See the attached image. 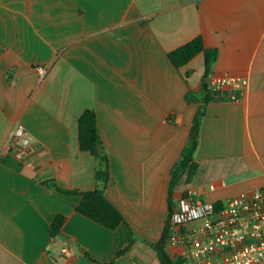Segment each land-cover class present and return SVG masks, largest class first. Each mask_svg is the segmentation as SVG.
<instances>
[{"label": "crops", "instance_id": "0c3cea01", "mask_svg": "<svg viewBox=\"0 0 264 264\" xmlns=\"http://www.w3.org/2000/svg\"><path fill=\"white\" fill-rule=\"evenodd\" d=\"M198 36L219 51L212 74L246 84L239 101L203 108L198 171L175 198L220 202L264 188V0H0V264H161L152 246L166 222L151 232L148 191L168 202L201 105L186 95L205 74L202 53L180 69L168 54ZM88 109L110 160L105 193L127 221L115 230L78 214L80 197L42 185L101 187L97 158L79 147Z\"/></svg>", "mask_w": 264, "mask_h": 264}, {"label": "built area", "instance_id": "2783aa9c", "mask_svg": "<svg viewBox=\"0 0 264 264\" xmlns=\"http://www.w3.org/2000/svg\"><path fill=\"white\" fill-rule=\"evenodd\" d=\"M210 89L239 101L245 80L229 75L208 78ZM17 125L15 138L25 136ZM28 144V141H25ZM168 253L180 264H262L264 262V188L242 192L220 202H205L193 194L177 198L169 221ZM62 253L72 254L67 247Z\"/></svg>", "mask_w": 264, "mask_h": 264}, {"label": "trees", "instance_id": "16d2710c", "mask_svg": "<svg viewBox=\"0 0 264 264\" xmlns=\"http://www.w3.org/2000/svg\"><path fill=\"white\" fill-rule=\"evenodd\" d=\"M201 53L204 55L205 60V74L202 79L201 89L199 92L189 90L186 95V101L189 104L201 103V105L194 116L187 143L180 153V159L171 169L168 187V217L161 240L154 243L152 246L161 264H180V261L172 258L166 249L169 234V221L174 210L175 190L178 183L185 175L187 176L186 182L190 183L198 171L199 166L195 159V153L199 145L201 125L205 114L202 109L209 103L229 100V93L214 92L210 89L208 78L212 74L213 65L217 61L219 51L217 49L207 48L202 36H198L189 43L170 52L168 56L174 67L180 69ZM190 75V72H188L186 74V79H188ZM78 140L80 150L89 152L96 157L99 162L95 176L97 181L101 184V187L91 191H80L62 189L54 181H46L43 182L42 185L67 196L80 197L81 200L76 206V212L109 230H115L122 224L127 225V221L122 212L109 200L105 193L107 185L111 180L110 160L98 131L97 113L95 110H85L79 118ZM184 195H187V193ZM66 221L67 216L64 214H59L55 217L50 229L52 238L57 237L61 233L62 227ZM128 250L129 248H126L121 251L118 256L125 254Z\"/></svg>", "mask_w": 264, "mask_h": 264}, {"label": "rangeland", "instance_id": "374dc122", "mask_svg": "<svg viewBox=\"0 0 264 264\" xmlns=\"http://www.w3.org/2000/svg\"><path fill=\"white\" fill-rule=\"evenodd\" d=\"M180 158H177V160L175 161V163H177L179 161ZM185 181H187V177L185 179ZM184 186V183H182V186L180 188H182ZM176 192V191H175ZM125 193H128L130 195L133 194H137L136 191L134 192H130L129 190H126ZM161 194L162 191H156L153 188H151V190L148 191V195H149V202H150V210H151V220L153 219V227H150V230L152 233H157L159 227L164 228L165 222L167 220L168 217V210H167V204L168 202L165 201H161ZM176 198H174V202H176ZM155 203V205H154ZM153 205L155 206L153 209ZM153 209V210H152ZM164 222V224H163ZM163 233V229L161 230V238H162V234ZM160 238V240H161ZM148 244L151 245L153 244V241L150 240L148 241Z\"/></svg>", "mask_w": 264, "mask_h": 264}, {"label": "water", "instance_id": "95a60500", "mask_svg": "<svg viewBox=\"0 0 264 264\" xmlns=\"http://www.w3.org/2000/svg\"><path fill=\"white\" fill-rule=\"evenodd\" d=\"M203 110V109H202ZM152 245V244H151Z\"/></svg>", "mask_w": 264, "mask_h": 264}]
</instances>
